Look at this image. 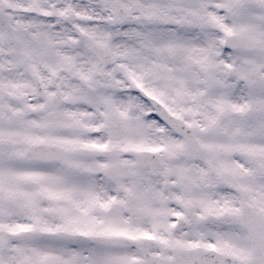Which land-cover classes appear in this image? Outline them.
<instances>
[{
    "label": "snow or ice",
    "instance_id": "obj_1",
    "mask_svg": "<svg viewBox=\"0 0 264 264\" xmlns=\"http://www.w3.org/2000/svg\"><path fill=\"white\" fill-rule=\"evenodd\" d=\"M0 264H264V0H0Z\"/></svg>",
    "mask_w": 264,
    "mask_h": 264
}]
</instances>
